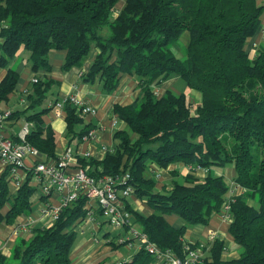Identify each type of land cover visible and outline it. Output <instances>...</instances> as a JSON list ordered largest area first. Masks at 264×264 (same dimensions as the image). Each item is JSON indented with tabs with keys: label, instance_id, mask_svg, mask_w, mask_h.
<instances>
[{
	"label": "trees",
	"instance_id": "16d2710c",
	"mask_svg": "<svg viewBox=\"0 0 264 264\" xmlns=\"http://www.w3.org/2000/svg\"><path fill=\"white\" fill-rule=\"evenodd\" d=\"M263 10L261 0H0V67L7 69L0 81V104L15 90L18 74L9 64L21 52L33 71L49 69L50 52L65 53L63 72L81 67L93 55L81 78L101 82L106 93L117 88L123 75L133 77L139 96L112 109L124 126L113 133L112 152L100 162L79 160L80 165L88 166L91 176L130 175L133 197L153 212L144 216L129 204L127 209L162 251L182 255L187 226L208 225L228 202V232L239 257L222 260L223 243L216 239L209 257H200L196 264H264V47L253 55L245 49L260 28ZM185 33L180 58L173 46ZM172 78L182 80L200 101L194 106L190 95L174 90L154 95L153 88ZM53 86L39 79L32 83L22 111L32 125L25 142L44 159L54 156L56 144L55 133L42 121L59 101L49 100ZM64 116L71 136L85 116L68 102ZM87 131L79 132L78 140ZM180 163L192 172L200 167L207 173L200 180L172 170V181L157 189L150 167L165 170ZM229 166L232 182L243 190L239 195L222 175L210 171ZM6 176V171L0 174V226L28 215L35 191L30 174L15 190ZM84 205L85 199L79 198L51 227L32 229L29 238L17 240L10 257L0 253V264H70L74 225L84 218ZM171 214L184 225H170L164 216ZM154 260L137 251L111 264Z\"/></svg>",
	"mask_w": 264,
	"mask_h": 264
},
{
	"label": "crops",
	"instance_id": "0c3cea01",
	"mask_svg": "<svg viewBox=\"0 0 264 264\" xmlns=\"http://www.w3.org/2000/svg\"><path fill=\"white\" fill-rule=\"evenodd\" d=\"M119 10V9H118ZM260 28L264 29V10L261 16ZM255 44V46H253ZM264 47V34L260 36L256 33L250 38L245 46V49L249 55H253L258 48ZM94 53V52H93ZM65 53L63 51L50 52L48 55L49 69H40L33 71L27 63L26 55H22L21 58H17L10 62L9 67L13 68L18 74V81L15 85L14 92L8 95V100L5 103L0 104V110H9L11 114L10 120L5 124V133L13 141H17L21 131L24 127L28 130L32 129V125L25 119V114L22 111L27 107V103L23 102L28 99L24 96L23 92L30 90L32 86L31 79L33 77L38 78L40 81H51L54 83L52 87V94L49 100L61 99L63 97L74 95L77 98L86 102L89 106L96 109V115L86 116L83 118L81 124L74 127V134L70 136L67 133L65 116L56 118L51 115L50 112L43 114L42 121L44 127L51 129L56 135V144L54 153L58 154L66 148H70L76 156L82 151H89L94 161L100 162L104 158L102 149L112 148L114 146L113 133L116 131V126H113L112 120L116 117L113 112L114 105L127 106L136 100L139 96V88L136 80L129 76L123 75L117 88L111 92L106 93L102 90L103 84L99 81L92 83L84 82L81 78V74L88 71L89 64L93 58V55L79 68L73 67L70 70L63 72L61 65L64 60ZM7 72L6 68L0 67V81L3 79ZM177 78H172L165 81L160 86L155 87L157 90L168 84L170 81L174 84ZM169 83V84H172ZM174 86V85H173ZM174 88V87H173ZM166 91V90H165ZM163 91L162 94L165 92ZM161 94V95H162ZM159 95L158 97H160ZM197 104L200 101V95L191 92L189 101ZM119 129H123V125H117ZM95 132V139L86 143H81L78 140V133L84 131ZM132 139H135V135H131ZM79 158V157H78ZM31 160V159H30ZM172 170H175L180 175H193L195 178L203 180L205 172L203 170L191 172L188 171L181 163L170 165L168 169H158L154 166L150 167V171L155 173L157 179V189H161L163 186H168L172 181ZM4 171L0 166V174ZM212 174L216 176H223L224 182L231 187H234L233 194L239 195L242 193V189L234 185L232 182L234 176V170L232 167L226 168H212L210 170ZM32 186L34 184L31 183ZM35 187V186H34ZM37 189V188H36ZM30 198L31 212L28 215L18 216L14 222L10 225L0 226V253L5 257H10L11 249L19 239L29 238L30 233L22 231V225L30 224L34 228L42 227L43 220L40 218V203L44 201L35 190ZM54 198V197H53ZM129 206L131 210L137 211L144 216L152 214V210L143 202L131 197L129 200ZM96 223L98 224V232L92 224H86L84 227V233L76 232L77 240L75 239L74 245L69 255L70 264H96L100 261H106V264H111L117 261H122L131 257L136 251L127 250L121 248L122 251H118V247H115L113 243H106L107 237L112 239L113 236L110 233V229L105 225L106 223L99 215L98 211H95ZM42 221H41V220ZM164 219L172 225L174 228H180L184 225L177 215L171 214L164 216ZM229 222H225L218 214H214L208 225L196 224L193 226H187L183 235V240L189 243L198 251L199 257H209L210 248L212 242L209 241V234L215 233L217 240L223 243L224 250L221 253L222 260L237 259L239 257V247L233 242L232 237L228 232ZM120 232V231H118ZM93 233L99 238H102L101 242H93ZM113 244V245H112ZM150 264H157L154 260Z\"/></svg>",
	"mask_w": 264,
	"mask_h": 264
},
{
	"label": "built area",
	"instance_id": "2783aa9c",
	"mask_svg": "<svg viewBox=\"0 0 264 264\" xmlns=\"http://www.w3.org/2000/svg\"><path fill=\"white\" fill-rule=\"evenodd\" d=\"M261 2L264 5V0ZM259 33L263 35L264 30L260 29ZM37 81L36 77L31 79V83ZM152 91L158 97L156 88H153ZM23 94L27 97V92H23ZM23 102L28 104L26 100ZM66 102L73 106L79 115L85 117L96 115L97 111L94 107L74 95L59 99L58 102L50 106L48 112L56 118L62 117ZM10 117L9 110H0V166L7 172L6 179L14 190L18 189L30 174L31 183L34 184L44 200L39 207L40 218L44 225L42 228L51 227L58 220L63 209L81 198L85 199V216L75 223L74 230L76 232L84 233L86 224L94 225L98 232V224L94 216L95 211H98L107 225L120 231L112 239H109L110 241H106L108 244L113 243L129 251H143L152 255L157 264H196L199 261L197 249L192 248L189 243H184L182 255L172 251H162L145 234L132 228V214L128 211L127 204L133 197V188L129 183L130 175L128 173L89 175L90 168L86 165L81 166L79 163V160L82 159L85 161L92 159L89 151H82L76 156L70 148H66L58 154L54 153L53 157L44 159L35 148L25 142L29 131L27 127L23 128L17 141H13L6 135L4 127ZM112 124L114 126L118 124L116 117ZM95 138V132L89 130L79 138V141L86 143ZM102 152L105 155L112 152V148H104ZM187 169L191 171L189 168ZM200 170L207 173L206 169L200 167H196L193 172ZM231 189L233 190L234 187ZM218 215L225 222H229L228 202L223 205ZM32 229L34 227L30 224L22 225V231L25 233H30ZM93 235V242L99 244L102 238L94 233ZM216 239L215 233L209 234L210 242L213 243ZM223 250L224 248H222Z\"/></svg>",
	"mask_w": 264,
	"mask_h": 264
},
{
	"label": "rangeland",
	"instance_id": "374dc122",
	"mask_svg": "<svg viewBox=\"0 0 264 264\" xmlns=\"http://www.w3.org/2000/svg\"><path fill=\"white\" fill-rule=\"evenodd\" d=\"M121 5H122V1H120L118 4H117V6H116V9L118 10V9H120V7H121ZM260 29H262V28H259V30L257 31V33L260 35V36H263V35H261V33H259V31H260ZM262 30H264V29H262ZM264 34V33H263ZM187 39H188V35H187V33H185L175 44H174V46H173V52L176 54V56H178V57H182L183 56V52L185 51V47H186V44H187ZM176 51V52H175ZM22 55H24L22 52H21V54L19 53L18 54V57H22ZM169 83H172V81H170ZM165 84L164 86H161V88H158V90L156 91V93H157V95L159 96V95H161L162 94V92L163 91H165V90H174V91H176V92H184L185 94H187L188 96L191 94V92L190 91H188L187 90V88L185 87V85H184V82L182 81V80H179V79H176V81H175V83L173 84ZM174 85V86H173ZM174 87V88H173ZM190 102L192 103V100H190ZM192 105H196L195 103L193 104L192 103ZM117 118V117H116ZM114 120V119H113ZM112 120V121H113ZM118 125V124H117ZM117 125H115L116 126V128H119V127H117ZM114 126V125H113ZM88 132V131H87ZM83 160V159H82ZM12 188V187H11ZM13 190H14V188H13ZM35 190H36V188H35ZM34 192H36V191H34ZM33 192V193H34ZM32 193V194H33ZM39 193V192H38ZM32 196V195H31ZM31 196H30V198H31ZM131 222H132V228L135 230V231H140V228H139V226L136 224V223H134V217L133 216H131ZM106 226H107V228H109L110 229V234L113 236V235H116V234H118V233H120V232H118L119 231V229L117 230V229H115V228H112V227H110L109 225H107V224H105ZM108 239H106V240H109L110 238H111V236L110 237H107ZM76 240H77V234H76ZM121 248H123V247H121ZM121 248H117V249H119V250H117V252L118 251H122V249Z\"/></svg>",
	"mask_w": 264,
	"mask_h": 264
}]
</instances>
